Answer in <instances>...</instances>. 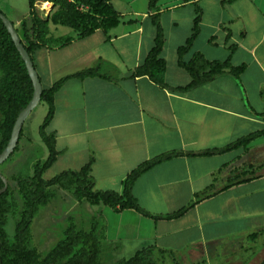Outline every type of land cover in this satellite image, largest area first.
<instances>
[{
	"label": "crops",
	"instance_id": "crops-1",
	"mask_svg": "<svg viewBox=\"0 0 264 264\" xmlns=\"http://www.w3.org/2000/svg\"><path fill=\"white\" fill-rule=\"evenodd\" d=\"M101 1L116 15L112 25L80 37L74 28L50 22L48 37L68 42L34 54L43 89L64 80L47 127L58 154L49 170L80 171L92 161L95 189L122 195L126 179L141 165L180 156L134 183L133 197L150 216L79 202L60 187L50 189L51 201L60 196L70 210L78 208L75 223L102 219L101 264H120L148 247L163 251L158 264H264V247L241 243L264 234V0H159L154 8L150 0ZM40 3L51 5L36 6ZM156 16L165 38L160 58L166 63L167 88L134 76L154 47ZM198 16L199 34L183 62L201 54L243 71L237 77L225 69L212 81L186 89L192 78L179 65L178 50ZM92 68L97 75L77 77ZM253 135L246 146L200 156ZM242 179L249 181L234 185ZM206 194L210 197L197 201ZM193 203L179 219L153 218ZM108 214L113 216L109 222ZM239 248L247 260L238 257Z\"/></svg>",
	"mask_w": 264,
	"mask_h": 264
},
{
	"label": "trees",
	"instance_id": "trees-1",
	"mask_svg": "<svg viewBox=\"0 0 264 264\" xmlns=\"http://www.w3.org/2000/svg\"><path fill=\"white\" fill-rule=\"evenodd\" d=\"M114 1V0H109ZM126 1V0H118ZM159 0H150L154 8ZM52 3L54 13L51 17L42 19L36 13V4ZM90 5L88 11L83 6ZM29 14L15 27L24 47L29 53L33 63L34 54L40 49L51 45L60 46L68 40H52L49 38V24L74 28L80 33V37L89 35L95 30L112 25L116 15L101 0H29ZM91 14V15H90ZM157 35L154 47L149 52L145 62L138 67L134 76H146L161 87L167 88L165 83L166 63L160 58L164 48L165 38L158 17H154ZM200 16L195 18L192 35L186 45L179 48V65L184 68L192 78L190 86L194 88L215 79L225 69H230L235 76L243 71V68L233 69L228 63H214L207 61L201 54H195L189 63L183 62V57L193 45L199 34ZM97 75V69H88L79 73L77 77L84 78ZM64 83V80L54 84L49 89H44L41 102L49 106V111L43 125L40 127V136L48 149L47 160L35 166V176L30 179L14 178L16 191L8 186V190L0 196V264H101L102 230L99 223L93 222L88 230L79 229L71 224L64 231V239L45 258H41L36 248L32 247L30 228L32 222L41 207L47 206L53 198L50 189L60 187L73 195L79 202H89L91 205L102 203L114 211L135 210L145 213L133 197V185L136 180L154 166L170 160L180 154H168L144 163L133 171L124 183L122 195L113 191H99L95 189L91 177L90 161L80 171H66L49 180L44 179V174L57 160L54 136L47 133V127L55 113L54 95ZM34 88L26 65L22 60L16 46L0 19V154L7 147L13 127L19 114L29 105L33 98ZM40 102V103H41ZM23 129L19 142L22 138ZM256 135L237 141L225 149L210 151L200 156H214L233 151L239 147L248 145ZM18 142V144H19ZM17 149V147H16ZM15 149V150H16ZM12 156V155H11ZM248 179H242L234 185L245 183ZM233 186V185H232ZM4 187L0 179V190ZM18 197V198H16ZM210 195H203L201 199H207ZM195 203L173 215L156 216L155 220H176L184 216ZM9 216L14 217L16 223V236L14 242H9L4 227L9 221ZM163 251L156 247H148L139 251L132 259L120 264H158V257Z\"/></svg>",
	"mask_w": 264,
	"mask_h": 264
},
{
	"label": "rangeland",
	"instance_id": "rangeland-1",
	"mask_svg": "<svg viewBox=\"0 0 264 264\" xmlns=\"http://www.w3.org/2000/svg\"><path fill=\"white\" fill-rule=\"evenodd\" d=\"M50 4L51 5H48L49 10H44L43 7H41L43 6L41 3L39 6H36V13L38 16L41 15L40 17L42 19H46L47 17L44 13L47 14L49 11L54 9L57 10L59 8H54L53 4ZM0 10L9 21L16 25L29 14V0H0ZM88 12L91 13V11ZM48 111L49 106L45 102L38 104L25 121L22 138L17 145V149L12 156L0 166V173L5 177L10 188H13L14 191H16V186L13 180L14 178H33L35 176V166L38 163L42 164L47 160V148L41 139L40 127L43 125ZM59 174V169L53 168L44 174V179L49 180ZM68 195L69 196L67 197L73 196L71 194ZM70 208L71 205H67L66 202L61 200L60 196H56L47 206L41 207L35 216L30 228V234L32 236L31 244L32 247L36 248L41 258H45L46 255L64 239V231L71 224L74 223L79 229L88 230L93 223L86 220L81 221V223L73 222V219L77 221L76 217L79 210L78 208L70 210ZM106 209L105 213H108L109 209ZM105 217L107 222H109L110 217L113 216L112 214H108L105 215ZM94 220V222L99 223L100 231L102 230L103 232L104 223L102 219L100 221L99 216H97ZM16 221L17 220L14 217L9 216V221L4 227L8 241L11 243L15 241ZM241 243L242 246H245L244 248L250 246L254 249L257 248L258 250H261L264 247V234L254 242L246 241L245 243ZM247 252L248 251L246 250V253ZM244 253V250L239 248L238 257L247 260L248 257H246L247 255ZM225 258L234 259V257L230 256H225Z\"/></svg>",
	"mask_w": 264,
	"mask_h": 264
},
{
	"label": "water",
	"instance_id": "water-1",
	"mask_svg": "<svg viewBox=\"0 0 264 264\" xmlns=\"http://www.w3.org/2000/svg\"><path fill=\"white\" fill-rule=\"evenodd\" d=\"M0 19L2 20L4 26L8 30L9 34L11 35V38L16 46V49L18 50L22 60L24 61L26 65V69L28 71V74L30 76V79L33 84L34 93L33 98L29 105L19 114L15 125L12 130L10 141L5 148V150L0 154V166L5 163L11 155L14 153L19 139L20 134L23 129V126L25 124V121L29 117V115L32 113V111L38 106V104L41 102L42 94H43V86L39 77V74L37 70L35 69L34 63L27 52L26 48L24 47L15 27L14 24L7 19V17L1 12L0 10ZM0 179L4 183V187L0 190V196L3 195L8 190V182L5 179V177L0 173Z\"/></svg>",
	"mask_w": 264,
	"mask_h": 264
},
{
	"label": "bare ground",
	"instance_id": "bare-ground-1",
	"mask_svg": "<svg viewBox=\"0 0 264 264\" xmlns=\"http://www.w3.org/2000/svg\"><path fill=\"white\" fill-rule=\"evenodd\" d=\"M48 8H49L48 5H46V4L43 5V9H44V10H48Z\"/></svg>",
	"mask_w": 264,
	"mask_h": 264
}]
</instances>
